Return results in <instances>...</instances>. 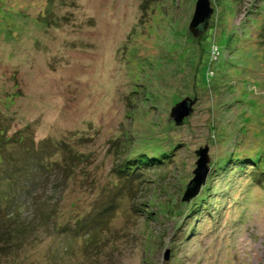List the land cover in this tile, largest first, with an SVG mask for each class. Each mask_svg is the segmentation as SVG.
<instances>
[{
  "label": "rangeland",
  "instance_id": "374dc122",
  "mask_svg": "<svg viewBox=\"0 0 264 264\" xmlns=\"http://www.w3.org/2000/svg\"><path fill=\"white\" fill-rule=\"evenodd\" d=\"M195 1L0 0V214L33 192L43 208L0 264H264V179L243 164L264 149V0H211L194 35Z\"/></svg>",
  "mask_w": 264,
  "mask_h": 264
},
{
  "label": "trees",
  "instance_id": "16d2710c",
  "mask_svg": "<svg viewBox=\"0 0 264 264\" xmlns=\"http://www.w3.org/2000/svg\"><path fill=\"white\" fill-rule=\"evenodd\" d=\"M210 25L211 24H209V26ZM218 55H219V49H218L217 45L214 42H212L210 44V50H209V66L210 67H212L211 64L218 59ZM212 71L213 70L211 68H209L208 71H207V74L208 75H210V73L212 74L213 73ZM3 131H5V130H3ZM2 134H3L2 137L6 140L7 138H5V135H4L5 132L2 133ZM0 142L1 143H4L3 140H2V138H1ZM161 151H162V153L161 154H158V155L156 153H152V154L149 155L147 152H141V153H138L136 156H132V157L129 156L128 159H125V160L123 159L122 165L118 166L119 168H117V173L120 175L123 172L124 174H122V176L125 175L127 179L129 178V180H132L134 177L131 179L132 175L131 176H128L127 175L130 170L126 171L127 164L130 162V160L131 161L133 160L134 163L137 162L138 166L139 165L141 166V165H145V164L152 163V165L154 167L158 163L159 160L162 161L166 157L164 155V153H163V150H161ZM32 156H34L37 159L36 156H38V155H32ZM219 157H220V155L219 156H216L214 158L215 160L212 159L210 165L212 166V164L214 162H216L217 161L216 159H218ZM230 158H232L235 161H237V158H233L232 156ZM230 158H229V160H231ZM244 159H246V160H252L250 163L244 161L243 164H247L248 166H250L249 167L250 168L249 170L254 172V173H251L253 175V177L258 178V179H260V178L261 179H264V149H262L261 151H259V154L257 156H254V155L252 157L244 156ZM227 160H228V158H227ZM38 161H41V160H38ZM31 163L32 162H28L27 164L29 166H31ZM42 166L43 165L40 162V164H39V170H38L39 171L38 174H40L39 175L40 177L43 175V174H41L42 173V171H41ZM212 168H214V166H212ZM136 170H137L136 167L133 166V168L130 171V173H135ZM6 171H7L6 165L4 167L2 165V167H1V174L3 175ZM261 179L257 183L262 182ZM202 191L203 190H201V192H199L200 193L199 196H201L204 193V192L202 193ZM29 197H30V199H28L27 201L26 200H23L22 201V200H20V198L17 199L15 206L8 207V209L4 211L5 213H1L0 214V238H1L0 241H6L8 235H10V237L13 236L15 238V236L22 231L21 230L22 227H21L19 221H20V217L23 214L22 212L25 210L26 205H28V207H29L27 209V212L29 210V213L32 212L31 213L32 215L35 214V211L38 212V213H41V211L43 210V208L39 204H37L38 207L34 204V202H32V204H29V202L31 200H33L34 192H33V195H31ZM55 210H57V209H55ZM144 211L145 212H148V217H150V219L155 217V216H152L151 215V212L152 211H150V210L147 211L145 208H144ZM175 211L176 210L174 209L173 210V213H172V216H174ZM49 215H51V212L49 214H47V216H49Z\"/></svg>",
  "mask_w": 264,
  "mask_h": 264
},
{
  "label": "water",
  "instance_id": "95a60500",
  "mask_svg": "<svg viewBox=\"0 0 264 264\" xmlns=\"http://www.w3.org/2000/svg\"><path fill=\"white\" fill-rule=\"evenodd\" d=\"M214 11L211 0H196L194 10L189 21V29L194 35L199 31H204L208 26L210 16ZM195 98L184 96L182 99L176 101L170 108V116L176 124H180L184 117L188 116L193 109ZM195 153L198 155L196 159V166L193 169V177L188 181L182 199H188L195 195L200 185L204 182L207 171L209 169L210 156L208 153V146H199Z\"/></svg>",
  "mask_w": 264,
  "mask_h": 264
}]
</instances>
